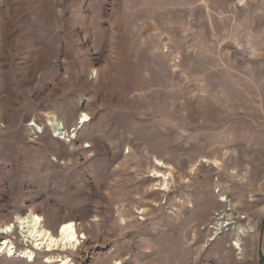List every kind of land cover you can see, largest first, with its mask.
Instances as JSON below:
<instances>
[{"label":"rangeland","instance_id":"obj_1","mask_svg":"<svg viewBox=\"0 0 264 264\" xmlns=\"http://www.w3.org/2000/svg\"><path fill=\"white\" fill-rule=\"evenodd\" d=\"M64 259L264 264V0H0V264Z\"/></svg>","mask_w":264,"mask_h":264},{"label":"bare ground","instance_id":"obj_2","mask_svg":"<svg viewBox=\"0 0 264 264\" xmlns=\"http://www.w3.org/2000/svg\"><path fill=\"white\" fill-rule=\"evenodd\" d=\"M86 117V119H85ZM82 123H85L89 120L88 115L84 114L82 115ZM206 160V159H205ZM208 160V159H207ZM210 163H215L216 160H209ZM206 162V161H205ZM25 217H29L31 219V223H32V228L30 230H28V234H26L24 240L25 242H30L32 244H34L35 247L39 248L42 243L45 242L46 239V243H48L49 245V249L54 250L58 247H61V250L63 251H68V244H73L74 247H76V245L81 244V240L80 238H84V236L79 237L78 235V228H77V224L73 221H67L65 223H63L62 225L59 226V228L56 231L57 235H54V233H50L49 231L43 230L41 228L42 226V218L40 217V215L33 213L32 211H30ZM17 219H23L22 217H17ZM20 221V220H19ZM10 226V225H9ZM11 227V226H10ZM5 230H9V228H3V230H1V232H4ZM6 231V232H7ZM4 249L3 251H6L9 255H13V248L12 247H8L5 243L3 245ZM56 246V247H55ZM29 252H25L23 251V255L24 256H28L30 258L33 257L32 254H29ZM62 264H68V260H63ZM121 262H116L115 264H120Z\"/></svg>","mask_w":264,"mask_h":264},{"label":"snow or ice","instance_id":"obj_3","mask_svg":"<svg viewBox=\"0 0 264 264\" xmlns=\"http://www.w3.org/2000/svg\"><path fill=\"white\" fill-rule=\"evenodd\" d=\"M85 119H86V117H85Z\"/></svg>","mask_w":264,"mask_h":264}]
</instances>
